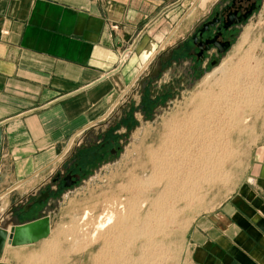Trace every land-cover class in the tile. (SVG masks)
Returning a JSON list of instances; mask_svg holds the SVG:
<instances>
[{"label": "crops", "instance_id": "0c3cea01", "mask_svg": "<svg viewBox=\"0 0 264 264\" xmlns=\"http://www.w3.org/2000/svg\"><path fill=\"white\" fill-rule=\"evenodd\" d=\"M199 3L0 0V224L15 222L14 208L48 184L80 140L135 132L171 103L176 90L158 57ZM257 164L251 186L190 223L184 264H264ZM22 246L6 244L0 264H29Z\"/></svg>", "mask_w": 264, "mask_h": 264}, {"label": "rangeland", "instance_id": "374dc122", "mask_svg": "<svg viewBox=\"0 0 264 264\" xmlns=\"http://www.w3.org/2000/svg\"><path fill=\"white\" fill-rule=\"evenodd\" d=\"M213 1L200 0L196 9H193L191 12L189 11L188 17L182 22V25L177 30L178 32L172 38L173 43L184 35L186 29L197 18L202 16ZM244 53L250 54L252 57V62L250 63L251 69L255 68L256 70L248 73L249 77L246 74H244L245 76L243 74L242 76L238 75L239 82L237 83L239 85H252V87L250 86V90L251 93L253 91L256 97L253 98L252 94L251 101L249 99L247 101V97L245 96V99L242 93L235 95L234 92L232 93V90L226 92V94H229L225 96L224 101L231 103L237 116H248L250 119L247 122L249 128L239 140V147L232 157L233 159L231 158L225 164L224 171H222L219 177L208 181H201L198 191L196 190L197 194L194 195L195 197L193 196L194 198L192 197L185 207H181L183 205L179 204L174 217L164 216L162 221L160 220L162 226L158 227L154 233H149L148 236L119 238L118 248L112 246V243L109 244L110 246L104 247L105 244L101 236L96 239L90 237L94 221L97 219L96 216L105 209L104 207H106L107 203L113 200L118 201L123 196L125 201L128 198V192L126 191V189L128 190V186L126 185L128 183L126 182L129 179L127 180V178L130 175L133 176L134 173H136L138 178L141 177V179L147 176L149 173L146 158L148 154L147 148L156 147L159 138L168 130V124L171 119L176 117L183 109L189 108L198 99L197 96L201 92L202 87L206 88L210 86L209 84L213 82L212 78L206 84L203 81V84L206 86L201 84L208 73L197 80L192 88L177 89L171 103L160 106L158 113L152 119L140 120L137 131H129L128 134L113 133L122 138L123 148L120 154L113 162L97 166L91 171L87 170L86 175L81 178V181L74 188L70 189V192L63 191L59 194V202H56V211L53 213V218L50 221V231L47 236L22 246L29 254L27 256L28 263L54 264L64 262V264H100L103 261H110V264H128L132 259H136L139 260V264H184L185 236L190 223L194 218L217 209L226 198L244 189L245 186H251L254 180L253 174L257 173L259 169L257 163L264 164V0L259 11L243 26L232 47L224 55L221 63L225 66L235 64V62L238 63L240 62L241 55ZM253 62L254 64H252ZM256 72H259L260 75L256 74ZM253 78L257 81L255 79L253 81ZM241 81L245 83H241ZM253 85L256 86L254 87ZM193 94H196V96ZM247 103L248 105H246ZM235 106L239 108L236 109ZM88 160L84 159V162ZM138 174L141 176L139 177ZM119 185L120 188L118 187ZM121 185L125 186L122 188ZM124 187L127 188L125 189ZM120 189L122 192H119ZM138 192L140 193L141 191L134 192L136 193V200L139 201V199L147 197V191L140 194ZM107 200L110 201L107 202ZM85 210H88L89 213L82 221L81 215ZM87 222L89 224L88 227L80 230L79 226ZM150 224L154 225V221H151ZM141 225L139 223V226ZM153 225L149 227L152 228ZM3 226H6V224L3 223ZM151 228H147L145 232H150ZM145 241H147L146 243L148 241L153 243L152 246L156 247V249L153 248L151 251V249L146 248L144 245L148 244H145Z\"/></svg>", "mask_w": 264, "mask_h": 264}, {"label": "bare ground", "instance_id": "6f19581e", "mask_svg": "<svg viewBox=\"0 0 264 264\" xmlns=\"http://www.w3.org/2000/svg\"><path fill=\"white\" fill-rule=\"evenodd\" d=\"M244 39L246 38L244 37ZM251 58L250 54L244 53L240 57V62L238 59V63L235 62L229 66L220 63L205 76L201 84L203 81L206 84L212 78L213 82L209 84L210 86L206 88L201 86L202 90L197 96L198 99L189 108L183 109L171 119L168 130L159 138L156 147L147 148L146 158L149 167L147 176L141 179V175L138 174L140 177L138 178L134 173L136 177L130 175L127 178V180L129 179L126 182L128 184L122 183L128 186V190L127 187H124L128 192V198L125 201L124 196L121 197L122 199L119 198L120 200L115 196L118 201L108 202L110 200H107L105 209L96 216L93 230L90 231L91 238L96 239L101 236L105 244L104 247L112 243V246L118 248L119 238L148 236L149 233H154L158 227L162 226L160 220L162 221L164 216L171 218L176 215L179 204L183 205L181 207L187 205L188 201L197 194L201 181L216 179L222 174L225 164L235 155L239 147V140L249 128L247 122L250 119L248 116L238 117L231 103H226L224 99L229 94H226L229 90H232L235 95L242 93L245 99L247 97V101L252 99V94L253 98L256 97L253 91L251 93L252 85L250 87L240 84L242 85L240 86L237 83L239 82L238 75L246 74L248 76V73L256 70L255 68L251 69ZM216 73H218L217 76H215ZM256 74L260 75L259 72ZM255 81L257 80L255 79ZM193 95L196 96V94ZM193 95L192 97L195 98ZM254 101L256 100L254 99ZM246 105L245 107H247ZM235 107L238 109L240 106ZM123 186L121 185L122 188ZM118 187L120 188V185ZM136 191H147V195L145 194L147 197H141L142 199L139 201L136 200V193H134ZM140 193L138 192V194ZM115 197L114 199H116ZM123 199L124 201H122ZM88 213V210L82 213V221ZM151 221H154L152 228L149 227L152 226ZM139 223L142 225L139 226ZM88 225V222L81 224L79 229H86ZM147 228L151 229L146 233ZM149 238L147 239L149 240ZM146 242L145 244H148L144 245L146 248L151 251L153 248L156 249L152 246L153 243ZM109 262L103 261L100 264H110ZM129 263L139 264V260L132 259Z\"/></svg>", "mask_w": 264, "mask_h": 264}, {"label": "flooded vegetation", "instance_id": "af4514ba", "mask_svg": "<svg viewBox=\"0 0 264 264\" xmlns=\"http://www.w3.org/2000/svg\"><path fill=\"white\" fill-rule=\"evenodd\" d=\"M262 4L263 0L211 2L184 35L158 57L160 70L168 71L170 86L175 90L192 88L197 80L217 67L243 26L259 11ZM122 143V138L111 131L80 140L72 159L64 161L51 175L48 184L30 196L22 207L16 206L12 212L13 217L16 212L21 213L18 218L28 215V219L47 211L54 213L59 194L74 188L87 170L113 162L123 148ZM84 159L89 160L84 162ZM27 204L30 206L24 211Z\"/></svg>", "mask_w": 264, "mask_h": 264}, {"label": "water", "instance_id": "95a60500", "mask_svg": "<svg viewBox=\"0 0 264 264\" xmlns=\"http://www.w3.org/2000/svg\"><path fill=\"white\" fill-rule=\"evenodd\" d=\"M65 184H68V182ZM29 206L30 204H27L24 211ZM18 214L21 213L16 212L14 214L15 222L9 227L0 224V254L6 244L11 246L30 244L44 238L50 231V221L53 218V211H47V213H43L38 217L24 221L19 220Z\"/></svg>", "mask_w": 264, "mask_h": 264}, {"label": "built area", "instance_id": "2783aa9c", "mask_svg": "<svg viewBox=\"0 0 264 264\" xmlns=\"http://www.w3.org/2000/svg\"><path fill=\"white\" fill-rule=\"evenodd\" d=\"M126 55L124 54V55H122V57H125Z\"/></svg>", "mask_w": 264, "mask_h": 264}]
</instances>
